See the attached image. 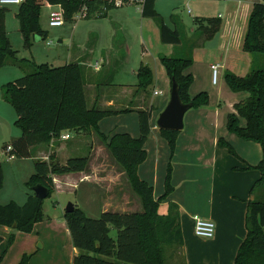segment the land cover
I'll list each match as a JSON object with an SVG mask.
<instances>
[{"label":"trees","instance_id":"trees-1","mask_svg":"<svg viewBox=\"0 0 264 264\" xmlns=\"http://www.w3.org/2000/svg\"><path fill=\"white\" fill-rule=\"evenodd\" d=\"M55 4H59L63 22L71 21L73 15L81 10L84 11L83 18L104 17L106 11L114 7L102 0H23L16 5L14 17L24 42L31 35L38 39L45 37V32L38 25L39 10L42 6ZM153 4L154 0H143L140 15L155 21L160 43L172 46L171 54L157 56L169 84L171 80L176 83L179 99L190 103V108L206 105L205 91L188 96L187 90L192 76L184 71L192 62V48L198 41L210 39L217 31L220 20L217 17L194 18L193 34L182 40L183 25L179 17L174 13L169 14L168 19L172 24L170 27L155 11ZM6 11V7H0V67L8 63L21 65L27 62L31 68L29 72L0 85L1 99L12 107L15 115L12 125L19 131V135L9 142L10 155L15 158L31 157L34 146L47 145L50 141L56 143L60 132L65 130L85 134L92 132L122 170L124 181L140 203L139 212L105 210L95 217L86 216L73 204L70 212L62 214L71 246L76 250L70 264H163L162 246H180L182 239L175 204L168 203L165 214L156 211L160 200L172 190L169 175L165 174L163 192L154 199L151 185L136 173L137 165L145 158L143 144L149 133L151 107L136 110V137H131L127 132L103 134L97 128V120L116 112L86 107L81 64L67 62L50 66L46 63L16 59L4 28ZM241 51L251 56L248 71L242 76L226 71L223 73V79L230 91H242L247 95L232 105L233 111L225 116V128L242 140L258 143L261 158L252 166L259 171V179L256 182L259 191L254 193L253 199L247 203L244 217L245 234L237 246L232 264H264L263 1H256L251 5ZM135 78L136 90L144 92L152 81L151 70L146 64L139 63ZM240 119L243 120L242 125ZM178 132L157 129L159 137L166 142L170 155L174 150ZM216 143L226 148L228 153L234 154L232 147L223 139L217 138ZM87 152L82 156H69L64 163H59L53 153L48 154L46 160L33 159V172L29 175L26 185L31 188L34 184H41L47 188L48 197L53 191L52 175L83 171L88 162ZM1 182L0 168V186ZM41 202L42 199L31 195L22 206L13 202L0 205V225L11 227L14 224L15 229L29 232L33 223L43 217ZM111 229L115 231L113 238L109 235ZM11 239L12 235H9L7 241L10 242ZM15 264L32 263L23 255Z\"/></svg>","mask_w":264,"mask_h":264},{"label":"rangeland","instance_id":"rangeland-1","mask_svg":"<svg viewBox=\"0 0 264 264\" xmlns=\"http://www.w3.org/2000/svg\"><path fill=\"white\" fill-rule=\"evenodd\" d=\"M155 1H157L158 14L162 16L164 22L170 27H172V24L168 16L173 12H170L169 5L171 2L173 3V1H175L174 3L177 8H174V14L179 17L183 25V30L181 32L182 40L189 38L193 34L191 29L194 30L195 28V12L190 6H188L190 12L187 13L186 7L183 5L184 2H181V0ZM217 1L220 2L223 0ZM262 1L264 2V0ZM140 7L141 5L134 3L122 4L107 10L105 17H76L71 21L63 22L58 27H52L47 24V13L49 10L53 9V7L42 6L39 10L38 25L39 28L45 32V37L35 40L31 35L28 37V40L24 42L18 30L17 20L14 17L16 6L9 5L6 6L7 11L4 16V26L8 43L11 49L15 51L14 55L16 59H25L34 63H46L50 66H59L67 61L71 51L70 49L75 45L81 49H86L87 46L90 45L92 49V52L89 53L91 64L94 61H98L99 58L101 59L103 52L110 44L111 23L114 22L118 24L121 28V34L126 44L128 55L125 61H119L115 68L112 69L114 70L112 73V80H107L110 81L112 85L101 86V88L106 92L105 94H114L118 97V84L129 86L133 85L135 82V87L136 78L133 72L140 62H145L151 70L152 81L144 92L148 94V97L151 95L153 103H156V101L160 99H166L164 104L159 105L158 108L154 109L152 112L150 118L152 123H155L158 113L162 110L168 98V78L157 58L159 54L165 53L167 49H165V46H163L164 44L160 43L158 39L155 21L149 17H144L142 20L139 19L140 15L137 9H140ZM245 21L246 20H242L239 22V33H241L243 27H246ZM221 41L222 39H220L218 43ZM203 42L202 40L198 41L191 50L193 60L192 68L195 71H200L201 75H197L198 77L194 79V82L193 80L191 81L187 90L188 96L191 97L199 91H205L207 94L206 105L210 106V108L217 107L220 109L223 108L228 101L232 103L238 102L246 97V92L230 91L223 79V75L221 76V71L222 74L229 71L238 76H242L247 72L249 63L246 58H249V54L241 51L242 40L240 39L238 42L236 40V44L230 46L229 54L226 57V68L222 69L216 64V82L214 85L210 83L211 70L207 65L211 62H216L219 53L216 52L215 45L211 46V44L209 49H205L206 51L199 49ZM142 48H144V52H141ZM190 65L184 72L190 73ZM86 66L92 68L89 62H86ZM5 70H7L6 73L0 76V83L11 81L29 72L31 68L27 62L21 65H12L8 63ZM91 85L92 83H88L87 81L83 82L82 85L87 107L91 106L93 94H95V90ZM96 89L98 90L99 88L97 87ZM153 90H160L161 94L153 96L151 94ZM2 104L5 106V112L3 111L0 114V135L3 132L8 133V131H13L17 133L15 136L17 137L19 131L12 125L15 118L14 111L7 102L1 99L0 95V105ZM192 109L193 108H189L185 111L186 115L184 113L183 120L187 117V114H189L187 112ZM97 128L105 135L114 132H127L130 136L133 135L131 137H136L138 134L136 113L102 116L97 120ZM155 134L156 133H148L143 144L145 158L140 164L145 171L153 170V163L156 160L155 152L157 146L155 140L157 138L159 143L163 145L162 149L159 148L157 154L160 158L161 166H159V171L161 169V175H165L167 166L169 165V157L173 155V153L171 155L169 154L166 142ZM15 137L6 136L3 138L4 142H0V168L2 173L0 205L13 202L18 206H22L27 201L28 197L33 195L30 187L26 185L29 175L33 172V159H41L40 156L43 154L46 155L47 159L48 154L53 153L59 163H64L69 156L84 155L87 147L91 146L92 142L98 144V140L94 135H92V139L89 136L83 139L81 138L83 142L81 144L82 147L78 144L80 140L66 142L58 138L56 143L55 141H50L47 145L34 146L31 150V155L35 156V158L32 156V158L13 157L5 160L8 156L7 152L4 150L5 145H9V142ZM57 147H60V149L57 150ZM89 149L88 147V153ZM117 169L118 167L113 164L112 160L106 155L103 149H100V147L93 149L91 158L88 160L85 169L80 172H73L74 174L72 175L75 181L79 176L86 175L89 180L87 183L93 184L92 186L95 187L93 190L86 187L93 194L91 202L82 185H77L76 195H73L69 192L70 189L68 184L61 183L60 185L58 182V190H55V185L53 183V191L48 197L43 198L41 202L43 217L33 223L29 232L26 233L13 227L0 225V264H15L23 255L28 257V262L32 264H70L72 257L71 243L62 216L63 208L67 202L75 204L76 207L80 208L88 217L97 216L96 213L99 202L101 204L103 203V206L107 208V210L111 211H121L124 209L135 210L138 207L135 199L137 198L136 195H133L124 181V178L117 175ZM157 177H159L161 184V177L163 179L164 176ZM60 181H62V179H60ZM122 199L125 202L123 204L121 203ZM114 233V229L109 231V235L112 238L114 237ZM9 235H12L10 242L7 241ZM180 235L182 239L181 230ZM186 240L189 241V238L186 237ZM192 244L195 245L194 243ZM161 250L163 264H183L182 253L179 246L173 244L164 245Z\"/></svg>","mask_w":264,"mask_h":264},{"label":"crops","instance_id":"crops-1","mask_svg":"<svg viewBox=\"0 0 264 264\" xmlns=\"http://www.w3.org/2000/svg\"><path fill=\"white\" fill-rule=\"evenodd\" d=\"M256 1L262 0H223L220 2L217 0H181V2H184L183 5L186 7L187 13L190 12L188 6L194 10L195 18L217 17L220 20L219 27L211 39L204 41L199 47V49L206 51L211 46L215 45L216 52L219 53L217 57L218 60L207 65L209 69L210 65L213 64H218L222 69L226 68V57L229 54L230 46L236 44V40L237 42L240 39L242 40L245 31V27H243L241 33H239L238 24L240 21L246 20L252 3ZM174 2L175 1H173V3L171 2L169 5V10L173 13L175 10L174 8H177ZM153 5L155 11L159 13L157 11V1L154 0ZM48 7L52 6L50 5ZM137 10H139L140 15V9ZM76 17L79 16L75 13L72 19ZM142 18L144 17L140 15L139 19L142 20ZM120 29L118 24L114 22L111 23L109 47L105 49L101 59L99 58L98 61H94L91 64L89 53L92 52V49L90 45H88L86 49H81L75 45L71 47L70 54L65 63L79 62L82 66L83 82L87 81L88 83H92L91 86H93L95 94H93L91 106H86L87 108L95 107L101 110H108L116 112L114 115H117L121 113H136V110L151 107V117L153 110L157 109L159 105L164 104L166 99H160L157 100L156 103H153L151 95L148 97V94L145 92L136 90L134 87L135 82L133 85L129 86L118 84V97L114 94H105L106 92L101 88V86L112 85L110 81H107L112 80V73L114 71L112 69L115 68L119 61H125L128 55ZM191 31H193V29H191ZM115 37H119V39L115 40ZM220 39H222V41L218 43ZM163 46L167 49L163 54H171L172 46L170 44H164ZM141 52H144V48L141 49ZM246 59L249 63V69L251 56L249 55V58L247 57ZM86 62H89L92 68L87 67ZM140 63L146 64L145 62ZM192 65L193 60L189 67V71L194 82V79L201 74L200 71H195ZM6 66L7 65L0 67V76L6 73ZM133 75L135 77V71ZM222 75L221 71V76ZM215 82V76L213 82L212 78H210V83L212 85H214ZM1 84L3 83H0V85ZM169 85L168 82V94ZM97 87L99 88L98 90L96 89ZM154 91H159V93L153 94ZM151 94L157 96L161 94V91L153 90ZM234 103L236 102L232 103L228 101L221 109L217 107L210 108V106L205 105L193 108L187 112L189 114H187L184 120L182 117V129L179 130L176 136L175 146L172 152L173 155L169 157L170 167L169 165L167 166L166 174L169 175V183L172 186V190L164 199L160 200L156 211L159 214H165L168 203L175 204L177 223L182 234V243L179 248L182 253L183 264H232L237 246L245 234L244 217L247 203L249 200L253 199L254 193L257 194L259 191L256 187L258 186L256 182L259 179V171L252 167L261 158L259 144L249 140H242L232 133H229L224 127L225 116L227 113L233 111L232 105ZM3 111L5 112L4 104L0 105V114ZM148 122L149 132L158 135L155 123H152L151 118H149ZM240 124H243L242 119H240ZM68 133L69 138L65 141L75 142L80 140V143H78L80 147H82L83 138L89 136L92 139V135H94L92 132L85 134L68 131ZM16 135L17 133L13 131H8V133L3 132L0 135V142L3 143V138L6 136L15 137ZM217 138L226 141L232 147L234 154L228 153L226 148L218 145L216 143ZM155 143L158 151L156 150L155 152L156 160L153 163V170L145 171L141 164H138L136 167L138 177L151 185L154 199L158 198L163 192V179L161 177L160 184V179L157 176H165L161 175V169L159 171L160 158L157 155L159 148L162 149L163 145L159 143L157 138ZM88 147L90 148L89 153L87 152ZM88 147L86 149L88 160L91 158L93 149L98 147L103 149L106 155L112 160L99 140L98 144L92 142L91 146ZM58 149H60V147H57V150ZM7 154H9V152H7ZM32 157L35 158L33 155ZM40 157L41 159H46L45 154ZM11 158H13L12 155L5 158V160ZM112 162L117 166L113 160ZM248 166L251 167L247 168ZM117 171L118 176H124L119 167ZM73 174L72 172L52 175L55 190H58V182L60 185L61 183H65L68 184L70 189L69 192L76 195L77 185H82L91 202L93 194L90 190H93L95 187L92 186L93 184L87 183L89 180L86 175L79 176L75 181L72 176ZM60 179H62V181H60ZM123 199L121 202L122 204L125 203ZM135 199L138 206L135 210L124 209L119 212H139L141 209L140 203L138 198ZM105 210H107V208L103 206V203L101 204L99 202L96 214ZM193 214H197L213 222L214 230L211 238L203 239L193 235L191 220ZM186 237L189 238V241L186 240ZM75 253L76 250L71 246V256Z\"/></svg>","mask_w":264,"mask_h":264},{"label":"built area","instance_id":"built-area-1","mask_svg":"<svg viewBox=\"0 0 264 264\" xmlns=\"http://www.w3.org/2000/svg\"><path fill=\"white\" fill-rule=\"evenodd\" d=\"M22 1L23 0H0V7H6L9 5L16 6L17 4H19ZM102 1H106L110 4H112L113 6H120L122 4H130V3L141 5L143 0H102ZM51 6L53 7V9L49 10L47 13V24H48V26H52V27L60 26L63 23V20H62V15L60 12L59 4H55V5H51ZM76 14L79 17H83L84 11L81 10V11L77 12ZM216 69H217L216 64L210 65L212 82L214 81ZM156 93H159V91L153 92V94H156ZM58 138L61 140L68 139L69 138L68 131L65 130V131L60 132ZM4 150L6 152H9L10 145H6ZM9 156L10 155L8 154L7 157H9ZM191 220H192V233L194 236L199 237V238H203V239H208V238L212 237L213 230H214V225H213L212 221H210L208 219H204V218L198 216L197 214H193L191 216Z\"/></svg>","mask_w":264,"mask_h":264},{"label":"water","instance_id":"water-1","mask_svg":"<svg viewBox=\"0 0 264 264\" xmlns=\"http://www.w3.org/2000/svg\"><path fill=\"white\" fill-rule=\"evenodd\" d=\"M38 40L37 37L34 38ZM190 103L182 102L177 94V85L171 80L169 85L168 99L162 110L158 113L155 119V127L157 129L179 131L182 129V117L184 112L189 109ZM33 196L38 199H43L47 196L48 190L41 184H34L31 186ZM73 208L71 202H67L63 208V213L70 212ZM14 228V224L11 225ZM264 233V227H262Z\"/></svg>","mask_w":264,"mask_h":264}]
</instances>
